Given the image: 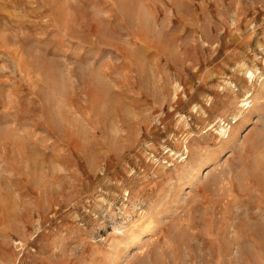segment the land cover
Returning a JSON list of instances; mask_svg holds the SVG:
<instances>
[{
    "label": "rangeland",
    "instance_id": "obj_1",
    "mask_svg": "<svg viewBox=\"0 0 264 264\" xmlns=\"http://www.w3.org/2000/svg\"><path fill=\"white\" fill-rule=\"evenodd\" d=\"M0 264H264V0H0Z\"/></svg>",
    "mask_w": 264,
    "mask_h": 264
}]
</instances>
